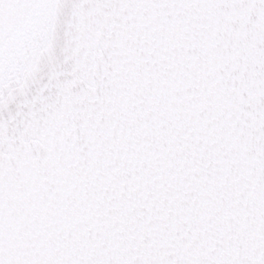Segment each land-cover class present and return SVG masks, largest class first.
Returning a JSON list of instances; mask_svg holds the SVG:
<instances>
[{"label":"snow or ice","instance_id":"6c2138e0","mask_svg":"<svg viewBox=\"0 0 264 264\" xmlns=\"http://www.w3.org/2000/svg\"><path fill=\"white\" fill-rule=\"evenodd\" d=\"M0 264H264V0H0Z\"/></svg>","mask_w":264,"mask_h":264}]
</instances>
